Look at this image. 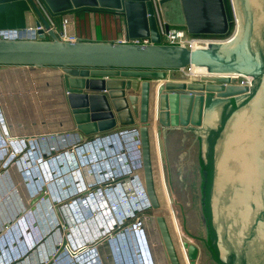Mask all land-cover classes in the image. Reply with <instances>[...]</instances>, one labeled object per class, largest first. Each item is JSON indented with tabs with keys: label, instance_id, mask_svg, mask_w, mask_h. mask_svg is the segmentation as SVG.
Returning a JSON list of instances; mask_svg holds the SVG:
<instances>
[{
	"label": "water",
	"instance_id": "obj_1",
	"mask_svg": "<svg viewBox=\"0 0 264 264\" xmlns=\"http://www.w3.org/2000/svg\"><path fill=\"white\" fill-rule=\"evenodd\" d=\"M81 8L123 14L127 36L150 37L151 44L61 39L63 16ZM157 13L166 31L170 26L196 35L230 30V39L192 50L162 44ZM40 24L36 38L0 37V66L56 68L61 104L78 138L114 128L133 133L132 154L140 157L138 174L141 170L169 264L182 262L164 215L156 212L152 125L161 158L168 131L196 135L181 197L186 223L215 263L264 264V0H0V29ZM190 64L218 76L167 78V70ZM47 85L40 93L44 98L58 89ZM181 245L188 264H197V245L186 240Z\"/></svg>",
	"mask_w": 264,
	"mask_h": 264
},
{
	"label": "rangeland",
	"instance_id": "obj_2",
	"mask_svg": "<svg viewBox=\"0 0 264 264\" xmlns=\"http://www.w3.org/2000/svg\"><path fill=\"white\" fill-rule=\"evenodd\" d=\"M199 36L203 39H210V40H223L227 37L230 36V30L228 33L224 35H204V34H199ZM3 68L0 66V69ZM3 72L9 71V75H4V78H0V115L3 120L4 126L6 128V133H11L14 131L13 129L16 128V123H20L22 126H31L27 127V130H24L25 132H29L26 134L34 135L33 137L31 136V139L34 141L36 137H46V136H51V135H57L56 139H45L43 140H37V147H35L38 151H42L46 153L45 156L42 158H38L37 164L39 165V168L44 171L43 165L48 163L49 161H52L51 164H54L55 162L59 163L58 161L64 163L61 166L58 165L55 167L56 170V176H59V173H62L64 175V178H56V182H58L56 185L61 184L62 180H64V183H68L69 178H68V172L65 171L67 163H72V158L74 157L73 151L71 149H74L76 151L78 160L77 163H79V160L81 164H84L85 162H89L88 165V170L86 172L93 169H97V162H98V168H103L112 165V163H115L117 160L116 159H108L107 153L104 151L103 152H98L97 153V158L101 159H108V162L102 161H96V158H92L91 155H88L87 159H82L81 151H77V145L86 142L89 139L94 138V136L88 137V138H78L77 136V131L75 130V127L73 125L72 119H67L66 116H68V113H66L64 106H62L60 103H55L56 102V97H51V98H44L41 93V90L43 88H47V83L51 81L55 85L54 81H57V76L56 75V68L53 67H33V66H8L4 67ZM7 70V71H6ZM48 77V81L45 80V78ZM167 78L174 79V80H180L183 77V71L180 69H170L167 70ZM10 79V80H9ZM22 80V81H21ZM6 83V85H4ZM4 85V86H3ZM41 85V86H40ZM20 92V93H19ZM56 91H53V93ZM19 119V121L17 120ZM154 121V119H153ZM6 124V125H5ZM114 128L113 130H115ZM111 130V132H113ZM31 131V132H30ZM14 131V136L21 137L22 135L15 133ZM110 132V131H109ZM129 132V131H128ZM126 132V134H128ZM72 134V135H71ZM68 140H76L75 142L71 143H62L61 138H66ZM196 135L192 131H176L173 130L169 132L167 137L164 139L162 138L163 145H162V158L160 157V152L156 140V136L152 135L151 142H152V159L153 163H158L160 165L161 170H162V175L165 176L167 186L163 183V176L161 175L157 180H154L155 182V188H156V193L158 196L159 200V208L156 210V212L162 214V215H168L172 216L177 224L178 232L179 235L181 236L182 240H186L189 243H193L197 245L199 248L200 254H199V264H216L215 261L212 259L210 254L207 252L205 247L202 245V243L199 241L197 236L194 234V232L191 230L189 225L186 223V218H185V213H184V208H183V203H182V197H181V181H182V173L186 161V157L188 154V151L195 139ZM30 138V137H29ZM43 139V138H42ZM47 140V141H46ZM55 140V141H54ZM46 142H49L48 146L46 147ZM131 142H134V140H131ZM0 143H4V140H1ZM45 146V147H44ZM115 150L121 147L120 143L117 142L115 145ZM105 148V147H104ZM107 148V147H106ZM111 148V147H110ZM10 149V148H9ZM48 149V150H47ZM51 149V150H49ZM109 151V149H108ZM87 153V152H86ZM21 156V155H19ZM19 156H16L14 162L15 165L17 166V169L19 170L20 175L23 178H26L29 175V171L27 172V169H24V171L21 170V168L18 166L19 162ZM120 159L121 157L118 156ZM70 159V160H69ZM118 159V158H117ZM164 160V163L161 160ZM156 160V161H155ZM16 161V162H15ZM20 162L24 164V158L20 159ZM34 162V161H32ZM10 163V164H11ZM9 164V166H1L0 167V207L4 204V196L5 192L7 189L11 188V184L8 183L7 181H4V177H6L5 173L9 169L8 167H12ZM61 164V163H59ZM71 165V164H70ZM5 167V168H4ZM156 169V166H155ZM34 170V168H33ZM14 173H16L17 177L18 173L13 170ZM85 171V170H84ZM106 171V170H105ZM74 173H76L74 171ZM44 176L47 177L46 173H44ZM70 175V174H69ZM88 175V173H87ZM14 178V177H13ZM12 178V179H13ZM74 178L77 179L76 175ZM43 179V178H42ZM14 181V179H13ZM3 182V183H2ZM38 182V181H37ZM54 181H52L53 183ZM22 184V182H20ZM63 183V182H62ZM77 183V182H76ZM27 182L25 181L24 187L27 190V193H34V189H32L29 186H27ZM75 184V183H74ZM73 184V185H74ZM80 185V183L78 182ZM70 185V184H69ZM28 187V188H27ZM71 187V186H70ZM37 188V187H36ZM41 190V189H40ZM63 190V189H62ZM45 191V189H44ZM47 191H49V184L47 187ZM50 192V191H49ZM24 196H26V194ZM43 199H39V201H42ZM37 201V200H36ZM35 201V202H36ZM47 199L44 201L46 202ZM43 202V201H42ZM166 205L170 207H166ZM91 208L92 206L89 205ZM107 210V209H106ZM105 209L102 212V219H100L99 215L94 214L91 212L88 214V216L84 217L85 222H82L80 218H77V225L80 222L81 226L77 227L75 231L78 230V232H84L86 234V231L84 228L90 231V233L96 235L97 232L95 230L97 226H102L104 225L103 222H107L108 215L107 211ZM26 214V213H25ZM72 214V213H71ZM97 218L96 219V224L97 226L94 227L93 223L90 222L92 220L89 219L91 218L92 215ZM19 216V212L17 213ZM16 216V215H15ZM54 217V215H52ZM155 216L154 212L152 210L148 211L147 213H139L137 216V219L133 222L140 221L141 218ZM63 217V216H62ZM72 217V216H70ZM14 219V218H13ZM12 219V220H13ZM50 220V218H49ZM72 220H74L72 218ZM152 220V219H151ZM62 221L60 219L59 215V220L58 222ZM17 222V220H16ZM90 222V223H89ZM52 224V222L50 221ZM15 222L11 225H9V228H11ZM89 225V229L88 228ZM129 225V224H128ZM127 225V226H128ZM146 225L149 227L146 230L143 228L141 231H136L139 232L137 233L136 236L131 238L128 236H122V229L118 230L115 232V239H112L110 241V248L106 247L104 243L101 245H97V248H94L92 246L86 247L88 248H94L92 250H86V254L84 251L81 250V254H77L74 257V264H156V261L159 263L162 258L165 257V250L164 246L161 241L160 235H157L158 228L156 223L154 222V226L156 227V235L153 234V225L150 226V222L146 223ZM8 229V228H7ZM70 229V228H69ZM71 230V229H70ZM73 232V233H72ZM72 232L67 233V240L71 242V237L72 241L75 239V243H70L71 245H79L81 243V240H79L81 237H79L78 232ZM96 232V233H95ZM117 233V234H116ZM4 233H2L3 235ZM71 235V237H70ZM87 235V234H86ZM89 235V234H88ZM135 235V234H134ZM5 238V236H3ZM70 237V238H69ZM1 238V235H0ZM2 238V240L4 239ZM55 238V237H54ZM78 238V239H77ZM126 239V241H125ZM79 240V242H78ZM102 242V241H101ZM41 244L37 248H39ZM64 248V246L62 245ZM62 247H57V250H59V253L57 257L53 258L48 264H73L72 262V257L70 255H67L64 253V250H61ZM69 247V245H68ZM178 252L181 248L183 250V247L180 242V247L176 246ZM90 248V249H91ZM54 249V248H53ZM134 249V250H133ZM152 249V250H151ZM98 251V256L95 257V252ZM4 251V249H3ZM143 251V252H142ZM34 252V251H33ZM36 252V251H35ZM88 252H91L88 254ZM140 252V253H139ZM159 254H158V253ZM185 252V251H184ZM50 253V252H49ZM144 253V255H142ZM35 255L40 256L41 252H36L34 253ZM140 254V255H138ZM82 255V258H79L78 256ZM150 255L152 258L154 257L155 261L152 262V259L150 258ZM91 256V258H90ZM46 257V256H45ZM67 257V258H66ZM160 257V259H159ZM80 260H78V259ZM98 258V259H97ZM68 259V260H67ZM100 259V261H99ZM143 260V262L141 261ZM96 260V261H95ZM39 261H42L40 259ZM167 262V261H166ZM19 263V262H18ZM17 263V264H18ZM47 264V263H45Z\"/></svg>",
	"mask_w": 264,
	"mask_h": 264
},
{
	"label": "built area",
	"instance_id": "obj_3",
	"mask_svg": "<svg viewBox=\"0 0 264 264\" xmlns=\"http://www.w3.org/2000/svg\"><path fill=\"white\" fill-rule=\"evenodd\" d=\"M156 15H157V22H158L157 23L158 31H159V35H160V42L162 44L178 45V46H182V47H185L187 49H190V50L202 48L205 45H208L207 42L210 41V39H203L199 36V34H197V35L196 34H190L186 31V29L184 27L170 26L168 28V30L166 31L164 29L165 23L163 22L161 16L158 13ZM46 16L48 18V21H49L51 27L55 28L56 24L52 21L51 17L48 16L47 14H46ZM61 27L63 29V34L60 36L61 39L68 40V41H76V38L74 36L67 34L66 25L64 23L61 24ZM42 28H43L42 24H40L39 26H34L33 28H31L32 29L31 31L33 33L31 35H26V36L21 35L20 33L21 32H29L30 30H28V29L18 30V29H12V28H4V29H0V37L7 38V39H17V38H21V37L22 38L23 37L24 38H36L37 37V30L42 29ZM115 42L120 43V44H136V45H142V46L151 44L150 37H133V38H131V37H128L127 35L124 37L118 38ZM180 70L183 71V77L184 78H182V80H185V81H193L194 79H200V77L204 76V75H202V73L196 72L195 66L191 65V64L181 68ZM206 75H209V72H207ZM135 131L137 132V130H135ZM122 132H124V131L115 132L116 135L113 133L101 134V135H98L100 137L89 139L88 141L82 142V143L78 144L77 146L78 147L79 146H85V148L87 149V145H91L92 143L95 142V140H99L98 138L105 139L108 137H111V138L114 137L113 139H117V136H118L117 134L118 133L121 134ZM5 133H4V135H5ZM4 135L2 133L0 134L1 140H3L2 136H4ZM61 140L65 141V143H71V142L77 141V139L74 141L69 140V137H68V140L66 138H61ZM36 142H37V140L33 141L31 139V137L30 138L29 137H16L14 140L8 141L10 146H6V142L4 141V143L1 147L10 148L9 149L10 152L17 153L19 148H21V146H27L29 143L36 144V146H37ZM49 150H51V149H49ZM119 156L124 158V155H122V156L119 155ZM117 158H115L117 160L115 162L116 163V169L113 170L114 166L111 167V165L107 166V167H103V168L99 167L102 172L105 171V169H108V170H112L111 173L105 172L103 174H99L98 167H97V169L92 168V170L86 172V170H88L89 162H85L84 165H82L81 170L82 171L85 170L84 172H82V177L84 178V181L88 180V178H91L92 180H94V182H93L94 186H90V188L87 189L86 192L81 193V194L76 195V196H73V193L70 192L67 195L66 191L71 190V187H70L71 184L69 185L67 182L62 187H60V185H59V188L57 191L54 190L55 194L54 193L53 194L56 197L52 198V201H53L52 205L54 207H56L58 210H61V213H64L65 215H68V216L69 215L70 216H72V215L76 216L75 213L77 211H79V209H82L85 205H87V206L91 205L89 200L91 199L92 196H94L95 199L100 201V198H101L100 196L106 194V192H110V193L115 194V196H114L115 201L113 202L114 204H112L110 206L111 208L108 209V211H109L108 219L109 220L107 222H103L104 225L98 226L99 228L95 226L97 228V231H98L97 234L94 235V234L90 233V231L87 229H86V234H89V235L84 234L83 231L78 232L79 237H81L79 240H82L83 243L86 240H90V239L97 240L98 238H101L102 236H107L105 234V232H106L105 227L106 226L109 227L107 232H109L110 236L113 237V238H110V240L116 238L115 232H117L120 229H122L121 230L122 236L126 237L130 233V236H128L130 238H131V234L133 231L130 232L129 228L134 227L133 230H139V231H141L143 229L142 227H140V228L137 226L135 227L136 223L140 224L139 221L133 222L132 224H130V223L132 222V220L134 221L135 219H137V216L139 213H144L147 206L149 205V200H147L148 197H147L145 188L143 189L140 186V189H139L140 192L138 193L137 196H135L133 193L130 192L131 188L125 187L126 184L128 186L129 180L132 177L139 179L138 178V176H139L138 175V169H140V164H139V162H137L136 165H134L133 160L131 162L132 163L131 165L126 164L122 158L121 159L119 157H117ZM49 162H51V161H49ZM85 173H88V175ZM74 185L77 188H79L78 183H75ZM27 186H29V189H30V187L32 189H34V193L39 192L33 185H30L28 183ZM62 188H63V190H62ZM141 188H142V190H141ZM136 198H138V199H136ZM146 201H147V203L145 204ZM108 202H110V201L106 200L104 203L106 207H108V204H107ZM141 202H143V203H141ZM127 205H129L128 208H127ZM106 207L104 208L101 204L100 211H103L104 209L106 210ZM69 209L71 211V212L69 211L70 214L68 212H65V211H68ZM97 209L94 211L96 212ZM131 213H132V216H130ZM71 218H73V217H71ZM82 219H84V218H81V220ZM67 225H68V228L71 229L70 230L71 232H72V230L74 231V228H77V226H76L77 223L75 224V222L73 224L67 223ZM78 225L80 226V222L78 223ZM7 230H9V228L6 229V231ZM124 232H127V234ZM125 241H126V239H125ZM96 242L92 245V247L97 248L98 244L99 245L102 244V242L101 243L99 242L98 244H96ZM70 243H73L72 237H71ZM71 246L73 248H76V247H80L81 244H79V245L75 244L74 246L73 245H71ZM94 248H91V249H94ZM91 249H87V250H91ZM64 253L69 255V252L67 250H65Z\"/></svg>",
	"mask_w": 264,
	"mask_h": 264
},
{
	"label": "bare ground",
	"instance_id": "obj_4",
	"mask_svg": "<svg viewBox=\"0 0 264 264\" xmlns=\"http://www.w3.org/2000/svg\"><path fill=\"white\" fill-rule=\"evenodd\" d=\"M28 30H30L29 32H21L20 34L21 35H31L33 32L31 31L32 29L31 28H29ZM230 39V36L229 37H227V38H225V39H223V40H218V39H216V40H210V41H208L207 43H208V45H205L204 47H209V46H213V45H219V44H223V43H227L228 42V40ZM204 47H202V48H204ZM4 67L3 68H1L0 69V78H4L5 76L4 75H9L10 73H9V71H7V72H3L4 71ZM195 71L196 72H200V73H202V75H206V73L208 72V69L206 68V67H201V66H195ZM201 75V76H202ZM210 76H218V74H213V75H211V74H209ZM222 76L221 77H224V78H227V74H221ZM58 78V77H57ZM56 78V79H57ZM10 80V79H9ZM45 80H47L48 81V77H46L45 78ZM22 81V80H21ZM159 82H162V81H159ZM4 85H6V83H4ZM3 85V86H4ZM41 86V85H40ZM42 91V90H41ZM20 93V92H19ZM151 95V94H150ZM151 97H153L152 99V101H151V107L152 106H154L155 105V97H156V93L154 92L153 93V96H150V98ZM154 108V107H153ZM153 108H151V116L153 117L154 115V112H155V108H154V110H153ZM154 119V118H153ZM18 121H19V119H17ZM152 123H154V121H152ZM17 125H16V128L15 129H13L14 131H18V134H20V133H22L24 130H26L27 128H24V126H22L19 122L18 123H16ZM6 125V124H5ZM152 126H154V125H152ZM31 127V126H30ZM16 134H17V132H16ZM113 134H115V133H113ZM5 135H6V133H5ZM116 135V134H115ZM118 136H117V139H113V138H111V137H108V138H105V139H101V138H98L99 140H95V142L94 143H92L91 145H87V149L86 150H84V151H82L81 152V154H82V156H88V155H91V157L92 158H96V161H104V162H108V159H115V158H117L119 155H124V158H122L123 159V161L126 163V164H132L131 162H132V160H134L135 162H139L140 163V157L138 156V154H137V157H136V159L138 158L139 160H136V159H134V155L132 154V152L133 151H136V147H135V145L133 144L134 142H131V140H134L135 141V138H133V133H130V132H128V134H126V132H122L121 134H117ZM52 136H55V135H51V136H46V137H36L35 138V140H39V138H40V140H45V139H52L51 137ZM17 137V136H16ZM14 135H9V136H6V137H4V141L6 142V146H10V144L8 143V141L9 140H14L15 138H16ZM33 137V136H32ZM96 137H100V136H94V138H96ZM43 138V139H42ZM93 139V138H92ZM46 140V141H47ZM117 142H119L120 143V145H121V147L120 148H118L117 150H115V145L117 144ZM46 143H49V142H46ZM97 145V146H96ZM48 145H46V147H47ZM105 147V148H104ZM107 147V148H106ZM111 147V148H110ZM103 149H104V151L107 153V155L109 156L108 157V159H101V158H97V153H95L96 151H98V152H103ZM108 149H109V151H108ZM48 150V149H47ZM71 151H73V154H74V158H75V160H76V166H74V165H70V172H68V173H70V174H74V176L76 175V177H77V179L76 178H74L73 179V177H71L70 179H69V181H68V184H70V182L72 181V180H74L75 181V183L76 182H79V180H80V177H81V175L78 173V172H76V173H74V171H81V167H80V165H79V163H77V160H78V157H77V154L78 153H76V151L74 150V149H71ZM39 152V151H38ZM87 152V153H86ZM134 153V152H133ZM39 154H40V157L42 156H45V154H42V153H40L39 152ZM41 157V158H42ZM70 160V159H69ZM59 162V161H58ZM134 162V165H136V163ZM59 163H61V162H59ZM36 165H38L37 164V162L35 163ZM63 164V163H62ZM62 164H60V166L62 165ZM141 164V163H140ZM44 165H46V164H44ZM43 165V166H44ZM58 165V163L56 162V165H54V167H56ZM97 167H98V162H97ZM111 165V164H110ZM114 166V167H113ZM38 167H39V165H38ZM45 168H44V173H46V175H47V177H45L44 176V174H43V172L41 171L40 172V174H38V176H36L35 178H32V180H34V179H39V180H43V182L45 183L44 184V186H43V183L41 184L39 181L37 182L36 180V182L38 183V184H40L42 187H41V191H39V192H37V194L36 195H34V196H32V195H30L31 197L30 198H28L27 197V194H26V196H24L25 195V193H27V190L26 189H24L23 188V186L24 185H22L21 183H18L19 182V179L17 178V175H16V173H14V168L12 167V168H10V170H8V174H7V177H4V181H7L8 183H10L11 184V188H9V189H7V191L5 192V196H4V204L2 205V207H0V235L2 236V233H4L5 231H6V229H7V227L9 226V225H11L16 219L18 220V218L20 217H18V218H15L16 216H17V213L18 212H21L22 211V213H21V215H23L24 213H26V211H28V210H30V213L32 214V216H35V213L37 212V210L39 209V208H41L42 207V204L44 203V201L47 199V201L48 200H50V208L51 209H53V210H55L56 211V213H57V216H58V219H59V213H58V211H57V208L56 207H53L52 206V203H53V201H52V199H51V196H50V192H49V194H48V198H47V194H46V192H47V187H48V184H49V186L51 187V189L52 190H58V188H59V185H56L57 184V182H56V180H54V179H56V178H61V179H63V177H64V175H62L61 176V174L62 173H59L60 175L59 176H56V177H53V175L55 174L53 171L54 170H51V168H50V166L49 165H47V167L46 166H44ZM111 167H113V170L114 169H116V163H112V165H111ZM154 168V170H156L155 169V167H153ZM40 169V168H39ZM111 169V168H110ZM12 170V171H11ZM106 171H101V169L100 168H98V172H99V174H103V173H105V172H107V173H111L112 172V170H108V169H105ZM71 172H73V173H71ZM139 172H140V174H142V171L141 170H139ZM91 173V172H90ZM85 174H87V173H85ZM140 174H138L139 176H138V178L139 179H137V178H131L130 180H129V183H128V186H127V184L125 185V187H128V188H131L130 189V192L131 193H133L135 196H137L138 195V193L140 192V186L144 189V182H143V179L140 177ZM52 176V177H51ZM14 177V178H13ZM14 179V181H13V179ZM43 178V179H42ZM164 180H165V184L167 185V181H166V178H165V176H164ZM52 181H54L53 183H52ZM62 182L64 183V180H62ZM61 182V183H62ZM3 183V182H2ZM36 183V184H37ZM56 183V184H55ZM74 184V183H73ZM53 186V187H52ZM168 186V185H167ZM58 187V188H57ZM61 187V186H60ZM142 188H141V190H142ZM44 189H45V191H44ZM63 189V188H62ZM75 193V195H79V194H81V193H84L83 191H81L80 189L79 190H77V191H75V190H73V194ZM140 195V194H139ZM114 196H115V194H113V193H110V192H106V194H104V195H101L100 197V201H98L97 199H95L94 198V196H92L91 197V199L89 200V202L91 203V206H92V208H93V213L95 214L96 213V215H99V217H100V219H102V212L100 211V206H101V204H102V206L105 208L106 206H105V201L106 200H109L110 202H108L107 204H108V207H106V211H107V215L109 216V211H108V209H110L111 207V205L112 204H114L113 202L115 201L114 200ZM142 197V196H141ZM43 199L42 201H39V199ZM136 199H138V198H136ZM37 200V201H36ZM148 200V199H147ZM36 201V202H35ZM144 202V201H143ZM143 202H141V203H143ZM101 203V204H100ZM147 203V201L145 202V204ZM160 205V204H159ZM49 206V205H48ZM147 206V205H146ZM44 207V206H43ZM96 207H98V209H97V211L95 212L94 210V208H96ZM129 207V205H127V208ZM166 207H170V206H168V205H166ZM55 208V209H54ZM152 208L148 205L147 206V208H146V210L144 211V213H147L148 211H150ZM70 209L67 211L69 214H70ZM48 213V212H47ZM51 216L53 215V211H50V213H49ZM94 214L92 215V217L90 218L89 217V219L90 220H92V221H90V222H92L94 225V227L95 226H97V224H96V217L94 216ZM16 215V216H15ZM156 215V214H155ZM79 216H81V210L79 209ZM130 216H132V213L130 214ZM129 216V217H130ZM76 217H78V215L76 216ZM146 217H148V216H146ZM151 217H153L152 218V220L148 217V218H145V217H143V218H141L140 219V224H135V227L137 226V227H145L146 226V223H148V222H150V226L151 225H153V229H154V231H153V234L154 235H156V227L154 226V222H155V218H154V216H151ZM164 217H165V219H166V222H167V225H168V228H169V230H170V233H171V236H172V238H173V240H174V243L176 244V246H178V247H180V242L182 241V238H181V236L179 235V232H178V228H177V224H176V221H175V219L172 217V216H166V215H164ZM13 218H15V219H13ZM13 219V220H12ZM12 222V223H11ZM72 222V221H71ZM82 222H85V218L81 221V223ZM89 222V223H90ZM138 222V223H139ZM58 223H60V225L58 226ZM81 223H80V226H81ZM156 223V222H155ZM56 224H57V231L58 232H60L59 230H62L64 233V235L66 236V234L67 233H70L71 231H70V229L68 228V225H67V223H64V222H57L56 221ZM76 224V223H75ZM139 225V226H138ZM77 227L79 226V225H76ZM79 226V227H80ZM98 227V226H97ZM88 228H89V225H88ZM92 228V227H91ZM91 228H89V229H91ZM99 228V227H98ZM103 228V227H102ZM75 230H76V228H74ZM97 229V228H96ZM134 229V227H131V228H129V230H130V232H132V237L133 236H136L137 235V233H139V232H135V231H139V230H133ZM56 230V229H55ZM54 230V231H55ZM74 230V232L76 233V232H78V230L77 231H75ZM84 230L86 231V228H84ZM53 231V232H54ZM96 232H97V230H95ZM95 232V233H96ZM73 233V232H72ZM124 233H126L127 234V232H124ZM105 234L107 235V236H102L101 238H98L97 240H93V239H90V240H86L84 243H82L81 244V246L80 247H76V248H73L71 245H70V242H69V240H67L68 238H67V236L65 237V238H67V239H65L64 241H61L60 243H56V241H55V243H54V247H55V249L54 250H52V252H50V253H48V258H45L46 259V262H49V258L50 257H52L53 258V256L55 255V254H53V253H57V255H58V253H59V250H57V247H62V245L64 246V248L62 247V249L61 250H67L68 252H69V255L72 257V262H73V264H74V257H75V255H77L78 253L79 254H81V250L82 251H86L87 249H86V247H88V246H92L96 241V244H98L99 242L101 243V241H102V243H104L105 245H106V247H109L110 248V238H113L112 236H110V233L109 232H107V230H106V232H105ZM135 234V235H134ZM140 234V233H139ZM88 235V234H87ZM157 235L159 236V232H157ZM156 235V236H157ZM71 236V235H70ZM128 236H130V233L128 234ZM72 237H73V235H72ZM92 237V236H91ZM70 238V237H69ZM78 239V238H77ZM74 241H75V239H74ZM74 241H72V242H74ZM78 242H79V240H78ZM80 243V242H79ZM41 245H42V242L40 243ZM68 245H69V247H68ZM91 248V247H90ZM89 248V249H90ZM178 249H180L179 251H181V252H178L179 253V257H180V260H181V262H182V264H188V262H187V259H186V256H185V252H184V250H182L181 248H178ZM92 250V249H91ZM152 250V249H151ZM89 251V250H88ZM87 252V251H86ZM85 252V253H86ZM93 252H95V257L96 256H98V251L96 250V251H94L93 250ZM73 253V254H72ZM91 252H88V254H90ZM140 253V252H139ZM158 253V252H157ZM159 254V253H158ZM57 255L55 256V257H57ZM138 255H140V254H138ZM54 257V258H55ZM79 258H82V255L80 256H78ZM90 258H91V256H90ZM78 259V258H77ZM98 259V258H97ZM160 259V258H159ZM163 259H166V255H165V257L163 258ZM78 260H80V259H78ZM167 260V259H166ZM96 261V260H95ZM99 261H100V259H99ZM141 261L143 262V260L141 259ZM166 262V261H165ZM39 264H45L44 262H41V263H39Z\"/></svg>",
	"mask_w": 264,
	"mask_h": 264
},
{
	"label": "crops",
	"instance_id": "obj_5",
	"mask_svg": "<svg viewBox=\"0 0 264 264\" xmlns=\"http://www.w3.org/2000/svg\"><path fill=\"white\" fill-rule=\"evenodd\" d=\"M62 23H64L66 25L67 34L74 36L76 38V40L77 39H86V40H90V41H112V42H115L118 38L124 37L127 35L126 21H125L124 15L121 13L115 12V11H111V10L97 9V8L77 9L75 11L70 12L67 15H64L62 18V21H60V24H62ZM102 79H106V78L103 77ZM54 83H55V85L52 82V86H57L58 89L53 90L56 92H54V93L52 92L51 94H49V98L56 97L55 103L61 104L62 99H63L62 91H61V89H59L58 81H54ZM134 94L138 95L139 92H134ZM150 94H151L150 96H153V90L152 89L150 91ZM152 98L153 97L150 98V103L153 100ZM64 109H65L66 113H68V110L65 107H64ZM149 115L151 116V110L149 111ZM66 118L71 119V117H69V115L66 116ZM27 127H30V126H26L24 128H27ZM119 130L120 129H115V130H113V132L110 131V132H106L104 134L115 133V132H118ZM169 132H171V131H168L164 135V137H163L164 139L167 137ZM26 133H29V132L23 131L22 133H20V135H22L21 137L34 136V135L26 134ZM155 133H156L155 132V126H152V135L156 136ZM13 134H14V131H12L11 133L10 132L6 133V135L2 136V138L4 140V137L9 136V135H13ZM56 136L57 135L52 136L51 138L56 139L57 138ZM66 139H67V137H66ZM156 140H157V138H156ZM72 141H74V140H72ZM61 142L65 143V141H61ZM48 144L49 143H46L45 145H48ZM2 149H3V147L0 146V150H2ZM37 158H40V154H39L38 150L33 146L32 148H30V150L24 156V164H23V162L22 163L19 162V164H18V166L21 168L22 171H24V169H27V172L29 171L28 176L31 178H35L41 172L38 165L35 164L36 162H38ZM32 161H34V162H32ZM9 164L7 166H9ZM61 164H62V162H61ZM10 165L18 173V176H19V177H17L19 179L18 183L22 182V185H24L25 181L22 179V176L20 175L19 170L17 169V166L15 165V163L14 164L11 163ZM155 166H156V170H154V168H153V174H154V180H157L162 175L161 174L162 170H161L160 165H158V163H153V167H155ZM12 167H8L9 168L8 170H10V168H12ZM33 168H34V170H33ZM8 170L5 173L6 177L8 174ZM53 172L56 173V171H53ZM62 175L63 174H61V176ZM162 176H163V183L165 184L164 175H162ZM26 180L28 181V179H26ZM34 180L38 181V179H34ZM157 181H159V180H157ZM35 185L37 187L36 183H35ZM165 186H167V185L165 184ZM23 188L25 189L24 186H23ZM167 190H169L168 186H167ZM36 194H37V192L36 193H30L29 192V193H27V197L30 198L31 197L30 195L34 196ZM46 194H47V198H48L49 191H47ZM50 203H51L50 200L44 202L42 204V207L39 208L37 210V212L35 213V216H32L33 213L31 214L30 210H28V211H26V214L24 213L23 215H21V213H22V211H21V212H19L20 217L18 215L15 217V218L19 217L18 219H21L22 217H24L25 215L30 213V215L32 216V218H31L32 223H33L32 226H37L38 230L45 229L47 227L48 228H47V230H45L41 234V240L38 242V244L36 246H34L32 248V250L29 253H27L25 256L21 257L20 259L14 260L8 264H17L18 262H19L18 264H39L41 262L48 264V262H46L45 258H48V253L52 252V250L55 249V247H54L55 241H56V243H60L61 241H64L66 239L65 238L66 236L63 234L64 232L62 230H59L60 232L57 231V224L55 222L56 221L58 222L59 219H58L56 211L51 209L52 207L50 208V206H51ZM50 211H53L54 217L49 214ZM65 212H67V211H65ZM49 218H50V220H49ZM16 220L14 222H16ZM50 221L52 222V224L50 223ZM59 225H60V223H58V226ZM7 228H9V226ZM142 228H144L146 230L149 227L146 225L145 227L142 226ZM10 233H11L10 238L13 237V239L15 241L20 240V238L17 236L16 230L11 229ZM41 242H42V245L39 248H37ZM3 245H4V247L2 249L6 248V250H8V251H14L15 250V245L10 244V242L7 239L4 241ZM35 251L41 252V254H40L41 258L34 254V253H36ZM53 254H55L53 256V258H54L57 255V253H53ZM142 255H144V253H142ZM53 258L50 257L49 259L52 260ZM150 258L152 259V262L155 261V259H156V258L154 259V257L152 258L151 255H150ZM40 259H42V261H39ZM166 259L162 258L159 263L156 261V264H169L167 256H166ZM165 261H167V262H165ZM2 262H3V258L0 254V264H2ZM197 264H199V263L197 262Z\"/></svg>",
	"mask_w": 264,
	"mask_h": 264
},
{
	"label": "clouds",
	"instance_id": "obj_6",
	"mask_svg": "<svg viewBox=\"0 0 264 264\" xmlns=\"http://www.w3.org/2000/svg\"><path fill=\"white\" fill-rule=\"evenodd\" d=\"M6 131L7 130H6V128L4 126V123L1 120V116H0V134L2 133L4 135V133ZM0 141H1V137H0ZM29 144H31V143H29ZM2 145H3V143H0V146H2ZM30 146H32V145H30ZM3 153H5V155H10V154H8V153H10L9 148L3 149ZM5 155H4V158L5 159L2 160V161H0V166H4V164L7 163V161L9 160V157L10 156H5ZM81 182H83V185L82 186L80 185L79 188H77L76 186H74V189L73 190L77 191L78 189H80L83 192H86L87 189L90 188V186H94V184H93L94 180H92L91 178H88V180H85V182L83 180H81ZM73 190L71 189L70 191H66V194L68 195L70 192L73 193ZM73 196H76L75 193L73 194ZM53 197H56V196H53ZM97 208L98 207H96L94 209L96 210ZM80 210H81V216H79V211H77L75 213V215L76 216L78 215V217L72 215V217L74 218V220H72V218L70 217V215L69 216L68 215H65L64 213H61V210H58L57 209V211H58V213L60 215V219L62 220L61 222H64V223H72V224L77 221V218H80V219L81 218H84V217L88 216V214H90L91 212H93V208H91L90 206H87V205H85ZM24 217H22L21 219H18L17 222H15V224L11 228H9V230H7L1 236V238H0V247L1 248L4 247L3 244H4V241L6 239L12 245L13 244L15 245V243L17 242L16 243V246H15L16 249L14 251H8V250H6V248L3 251V249H2V252H3V255H1L2 258H3L2 264L4 262L7 263V262H12L14 260L20 259L21 257L25 256L27 253H29L32 250V248L34 246H36L38 244V242L41 240V234L45 230H47V228H48L47 227L45 229L38 230L37 226H32V224H33L32 223V219H29L28 221L25 222ZM22 224L24 225V227H27L28 230H31V232H33V236H27V235H25L23 239L19 237V235L21 234L19 232V229H20V227H21ZM11 229L12 230H16L17 236L20 238L19 241H15L12 236H11L12 238H10V234H11L10 233V230ZM108 229H109V227L106 226L105 227V230H108ZM22 231H23V228H22ZM3 236H5V238ZM2 238H4V239L2 240ZM82 243H83V241L81 240V243L80 244H82Z\"/></svg>",
	"mask_w": 264,
	"mask_h": 264
},
{
	"label": "flooded vegetation",
	"instance_id": "obj_7",
	"mask_svg": "<svg viewBox=\"0 0 264 264\" xmlns=\"http://www.w3.org/2000/svg\"><path fill=\"white\" fill-rule=\"evenodd\" d=\"M205 35V34H204ZM206 35H209V34H206Z\"/></svg>",
	"mask_w": 264,
	"mask_h": 264
}]
</instances>
